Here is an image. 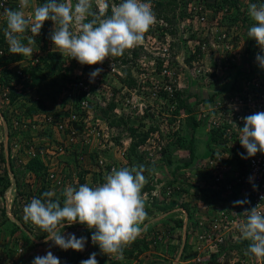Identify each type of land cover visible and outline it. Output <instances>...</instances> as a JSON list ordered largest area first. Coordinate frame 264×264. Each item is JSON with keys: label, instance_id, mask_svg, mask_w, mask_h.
Here are the masks:
<instances>
[{"label": "rangeland", "instance_id": "1", "mask_svg": "<svg viewBox=\"0 0 264 264\" xmlns=\"http://www.w3.org/2000/svg\"><path fill=\"white\" fill-rule=\"evenodd\" d=\"M16 1L10 0L5 8L13 9ZM155 1L165 5L162 11L169 24L156 18ZM197 1L145 0L151 4L155 23L143 42L126 50L124 58L110 57L94 65L103 71L92 82L94 70H84L54 48L49 36L51 21L33 37L32 57L22 56L7 66L3 62L13 54L0 58V92L6 82L18 93L7 100L0 96V264H32L48 251L60 264H81L93 252L98 264H264V259L246 255L248 245L243 244L246 240L240 238L238 228L246 219L240 212L244 208L216 201L218 189L210 180L217 163H209L220 162L236 181L238 166L244 167L246 159L240 155L244 148L235 125L242 128L241 117L264 112V69L256 61L261 50L247 35L254 23L248 6L264 0H234V4L231 0H215L214 4L203 0L206 22L194 20L192 24L188 14L195 13ZM45 2L30 0L32 8ZM121 2L100 0L97 4L93 0V11L105 18L109 15L104 4L112 9ZM168 2L173 10L166 6ZM3 11L0 37L6 26ZM24 11L28 16L31 8ZM223 33L227 40L216 39ZM24 35L28 45L32 34ZM43 35L49 38L37 43ZM4 45L2 48H8L7 41ZM36 65L46 75L40 86L17 82L24 68ZM128 73L135 80L132 87L126 84ZM23 78L27 81L29 75ZM173 90L182 95L189 114L172 99ZM110 103L115 105L113 115L126 122L120 128L101 117V110ZM189 117L198 123L194 131ZM127 127L135 129L138 137L148 134L146 142L132 153H128ZM214 127L224 131L227 141L210 140ZM177 138H193L194 159L186 148L177 146ZM29 159H37L44 169L30 172ZM136 165L147 169L142 189L146 228L124 249L123 259L102 254L84 225L64 229L77 238H87L84 251L74 252L45 244L46 234L23 219L25 205L33 198H43L44 191H54L63 206L61 193L66 187H96L113 169ZM237 190L234 187L233 201L243 200ZM221 212L236 221L237 229L231 230L234 224L230 223L218 234L213 232L211 242L203 239L211 231L212 218ZM214 235L224 236V243L214 247Z\"/></svg>", "mask_w": 264, "mask_h": 264}, {"label": "clouds", "instance_id": "2", "mask_svg": "<svg viewBox=\"0 0 264 264\" xmlns=\"http://www.w3.org/2000/svg\"><path fill=\"white\" fill-rule=\"evenodd\" d=\"M99 4L100 0H96ZM107 8V3L104 4ZM25 15V9H30ZM19 9L5 8L2 15L6 26L4 37L10 53L16 56H33L31 45L40 35L45 22L51 21L53 29L49 36L54 48L62 56L76 60L81 66L103 64L111 57H120L144 40L145 34L155 23L151 4L145 0H122L111 9V16L100 18L93 11V0H46L42 5L31 7L30 0H19ZM248 15L254 22L248 30V37L256 41L260 53L256 61L264 69V3H251ZM91 17V19H88ZM31 32L28 45L22 41L25 33ZM34 37V38H33ZM102 68L90 73V82L99 76ZM243 127L237 125L239 143L246 150L242 159L264 155V112L241 117ZM144 165L113 169L105 182L96 187L88 184L77 188L66 187L61 200L54 191H46L43 198H33L23 208V219L38 227L45 235V244H51L64 251L83 252L87 238H77L74 233H65L66 227L79 223L92 232L91 241L100 252L108 257L123 259L124 249L131 245L146 228L147 212L142 189L147 183ZM250 177V181H251ZM253 189L257 186L253 184ZM264 200V196L261 197ZM247 198L233 202V207L244 208L246 219L238 225L240 238L249 241L246 255L264 259V212L260 204L248 208ZM93 252L81 264H98ZM32 264H60L58 257L48 251L37 256Z\"/></svg>", "mask_w": 264, "mask_h": 264}, {"label": "trees", "instance_id": "3", "mask_svg": "<svg viewBox=\"0 0 264 264\" xmlns=\"http://www.w3.org/2000/svg\"><path fill=\"white\" fill-rule=\"evenodd\" d=\"M223 1H224V3H227V1H225V0H223ZM231 2L234 4V0H231ZM256 3H257V1H256ZM154 4L156 6L155 8L158 9V13H157L156 18L158 20H161V21L164 20V21H166L169 24L171 22L170 19H168L164 15V12L162 11V9H163V7L165 5L162 3V1H155ZM166 6L169 7L170 10H173L172 3L171 2H168L166 4ZM111 14H112L111 7L108 6L107 7V14L106 15L111 16ZM42 38L46 41L49 37L46 36V35H43L39 39H37L36 42L37 43H40V40ZM5 42H6L5 41V38L2 35V37H0V48H2L4 46H7V45H4ZM26 42L27 41H23L24 44H27ZM22 58H23L22 56L10 55V57L5 58V60H4L3 63H4L5 66H7L11 62H14L15 60H17V61L18 60H21ZM114 58H115V60L116 59H120V58H124V54L122 56H120V57H114ZM41 61L44 63V65L46 67L49 66V64L46 61V59H41ZM122 62H124V61H122ZM160 65H161V63L159 62L158 63V66H160ZM48 68H49V70H52L51 69V66H49ZM83 68H84V70H89V69L95 70L96 69V67H94V66L89 67L87 65H84ZM24 75H29V79L27 81H23V80H25L23 78ZM45 77H46V75H44L42 73V70L39 69V66L36 65L34 67H31V69L24 68L23 71H22V73L17 77L18 78L17 79V82L24 84V86H25V83H26L27 86H29V87H37V86H40V84L43 82V80L45 79ZM127 78L129 79V81L126 82L127 86H129V87L134 86L135 85L134 84L135 83V80L131 79V75L129 73L127 74ZM13 86L14 85H9L6 82L3 83V88H1V91L6 93V97L7 98H12L13 97L12 95L18 94L17 93V90ZM7 88H8L9 91L6 90ZM172 92H173V93H171L172 99H175L176 100V102L179 104L178 107L179 108H184L185 113L186 114H189L190 111L185 106V102H184V100H182V95L179 92H177V91L174 92V90ZM162 94H166V93H162ZM82 96H84V94L81 95V97ZM114 108H115L114 103H110L107 107H105L104 109L101 110V112H100L101 113V117L104 120L108 121L110 126L116 127V128H120L122 125H125L126 122L122 118H118V117H116V115H113ZM189 119L191 120L189 122L190 125H191L190 126L191 129L193 131L196 130V128L198 127V123L196 121H194L193 117H189ZM127 131L129 132L130 139H131V144H130L128 153H132L137 147L141 146L142 144H144L146 142V139L148 138V134L146 133V134L138 137V135L136 134V130L133 129V128H131V127H127ZM151 131H153V129H151ZM211 135L212 136H211V139L210 140L213 141L214 143H219V141L222 138L224 139V141H227L226 140V136L224 134V131H220L219 130V127L212 128ZM176 141H177V146L179 148H186L188 150L189 154H190L191 160L194 159L195 147H194V143H193V138L190 139V140H188V141H186V139H183V138H177ZM245 152H246V150L244 149L243 150V154ZM245 154H247V153H245ZM177 168H179V167H177ZM27 169L30 172H33L34 174H37V173H39L40 170H43L44 169V166L37 159H29L28 160V163H27ZM241 173H243V172L241 171L240 174ZM231 183L233 184L232 190L218 189L216 191L215 197H216V201L219 204H222V205L228 204V203L233 204V202H234L233 199H234V195H235V193H233L234 192L233 191L234 187L238 188L237 191L240 194V198H242V199L247 198V200L250 199V196L248 194L242 193V191L244 192V190H243V188H242V186L240 184H237V183L232 182V181H231ZM247 205L249 207L250 203L247 204ZM239 209H241V207H239ZM245 242L243 243L245 245H249V243H250L249 241H245Z\"/></svg>", "mask_w": 264, "mask_h": 264}, {"label": "built area", "instance_id": "4", "mask_svg": "<svg viewBox=\"0 0 264 264\" xmlns=\"http://www.w3.org/2000/svg\"><path fill=\"white\" fill-rule=\"evenodd\" d=\"M10 0H0V10H4L7 5H9ZM194 1V0H193ZM220 1V0H219ZM222 1V0H221ZM213 4L215 0L211 1ZM197 5L194 4V13L193 15L188 14L190 17V21L195 23L194 20H198V24H204L206 22L205 16H206V9L205 6L203 5L205 1L199 0L197 2H194ZM207 3V1H206ZM113 8V7H112ZM14 10L19 9V1H16L14 3ZM195 18V19H193ZM216 39H226V34L223 33L220 37L217 36ZM204 47L202 48V50ZM9 52L8 48H0V58L6 57L7 53ZM20 74V73H19ZM0 96H2L5 100L8 98L6 97L5 92H0ZM74 118V116L72 117ZM59 128H62L60 126ZM220 159H218L219 161ZM210 165L216 164V171L213 173L211 176V180L213 184L217 186V189H226V190H232L233 184L231 183V175L229 174V170L224 169V165H222L220 162L217 161H209ZM208 163V164H209ZM242 165V164H241ZM241 165L238 166V169H240V172L242 171L243 173L235 176L236 181H234L237 184H240L244 190L242 193L248 194L250 196V205L249 208L256 207L257 205L260 204V211L264 212V200H261V197L264 196V155L257 153L255 157L249 158L246 160L244 163V168L241 167ZM52 178L53 176L50 175ZM250 177L252 178L250 181ZM233 182V181H232ZM253 184L257 186V189H253ZM10 205H8L9 207ZM241 214H243V211H240ZM231 218V217H230ZM228 215L224 213H219L218 218H212L213 221L211 223V231L204 236H202L203 239H207L210 242L212 241V235L214 233L218 234L222 229H226V225H229L230 223L234 224L230 227L231 230H236V221H232ZM243 218V217H242ZM211 219V220H212ZM225 223V226L222 224ZM241 223V222H240ZM214 232V233H213ZM215 236V235H214ZM224 243V236H215L214 239V244L213 246L216 247L218 244H223Z\"/></svg>", "mask_w": 264, "mask_h": 264}]
</instances>
